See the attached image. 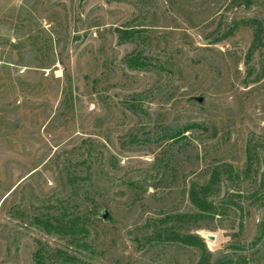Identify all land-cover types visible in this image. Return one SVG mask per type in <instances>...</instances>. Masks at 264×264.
Instances as JSON below:
<instances>
[{"label": "rangeland", "instance_id": "374dc122", "mask_svg": "<svg viewBox=\"0 0 264 264\" xmlns=\"http://www.w3.org/2000/svg\"><path fill=\"white\" fill-rule=\"evenodd\" d=\"M164 227L264 264V0H0V264H198Z\"/></svg>", "mask_w": 264, "mask_h": 264}, {"label": "trees", "instance_id": "16d2710c", "mask_svg": "<svg viewBox=\"0 0 264 264\" xmlns=\"http://www.w3.org/2000/svg\"><path fill=\"white\" fill-rule=\"evenodd\" d=\"M118 32L120 33V39L121 40H127V39H131L136 35V30L134 29H121L118 28L117 29ZM127 64L129 67L134 68V69H138L141 67L146 66L148 63L141 60L140 56L137 54H132L130 56L127 57ZM185 130H181L179 132H177L178 134H180L181 132L183 133ZM178 134H173V137L178 135ZM217 170L215 169L214 171V176L213 179H211L207 184H205V186L201 187V190L203 195H201L200 190H197V188L194 186L191 190V200L192 202L199 208L200 212L197 213V215H201L204 212H209V213H217V206L215 205V203L211 200L208 199L207 195H206V191L211 187V185L214 183L215 181V174ZM175 216L177 217H188V214H176ZM170 218V216H169ZM47 227L48 231L52 232H58L61 229H63L65 226L61 221H50V220H44L42 221ZM74 225V221L70 222V227ZM160 234V238L163 240H178L181 241L183 243L186 244H191V245H195L200 249V259L198 264H211L208 263L209 261V257H210V253L207 250L206 247V243L205 240L200 237L198 234H193V233H183L181 231H178L176 229H173L171 227H164L162 229H160L159 231ZM38 261V264H45L41 258H36ZM71 260V264L73 261V258H68ZM233 264V260L230 258H223V259H218L216 261L215 264Z\"/></svg>", "mask_w": 264, "mask_h": 264}, {"label": "water", "instance_id": "95a60500", "mask_svg": "<svg viewBox=\"0 0 264 264\" xmlns=\"http://www.w3.org/2000/svg\"><path fill=\"white\" fill-rule=\"evenodd\" d=\"M196 100H198L199 102H202L203 101V97H196ZM106 215H107V212L105 213L104 216L106 217ZM204 236L207 239L212 240V241H214L216 239V236L214 234H204Z\"/></svg>", "mask_w": 264, "mask_h": 264}]
</instances>
